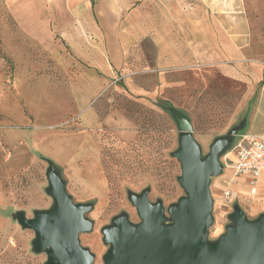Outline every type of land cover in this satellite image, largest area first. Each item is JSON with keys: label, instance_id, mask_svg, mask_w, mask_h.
I'll list each match as a JSON object with an SVG mask.
<instances>
[{"label": "rangeland", "instance_id": "obj_1", "mask_svg": "<svg viewBox=\"0 0 264 264\" xmlns=\"http://www.w3.org/2000/svg\"><path fill=\"white\" fill-rule=\"evenodd\" d=\"M23 23L29 29L0 6V264H44L46 253L34 250V232L22 228L15 213L32 217L53 206L47 193L50 165L74 202L91 205L85 214L91 229L79 233L78 241L93 264H103L110 245L102 229L121 214L132 224L140 221L131 195L146 190L151 203H162L166 222L168 206L185 195L173 156L181 119L190 123L203 158L230 131L244 86L209 67L171 69L161 78L156 71L105 77L74 59L56 23H45L41 35L30 30L36 22ZM255 25L264 31V22ZM256 44L258 54L249 57L262 58L264 38ZM90 76L100 86L83 85L92 83ZM83 92L90 98L86 108L77 101ZM218 182V175L211 177L208 240L225 231L235 207L224 202ZM243 200L237 206L245 208Z\"/></svg>", "mask_w": 264, "mask_h": 264}, {"label": "crops", "instance_id": "obj_2", "mask_svg": "<svg viewBox=\"0 0 264 264\" xmlns=\"http://www.w3.org/2000/svg\"><path fill=\"white\" fill-rule=\"evenodd\" d=\"M0 6L8 7L18 23L36 22L30 30L39 35L45 23H56L74 59L105 77L156 71L161 78L171 69L200 72L209 67L242 82L230 125L234 140L220 162V186L221 177L231 173L237 140L264 135V53L249 57L257 54V40L264 38L255 25L264 22V0H0ZM27 12L34 19L24 17ZM88 78L92 83L83 85L100 86L95 77ZM88 92L77 99L83 107L90 100ZM259 177L253 197L248 196L247 176L233 187L232 203L245 198V208L239 207L248 218L264 213V170Z\"/></svg>", "mask_w": 264, "mask_h": 264}, {"label": "water", "instance_id": "obj_3", "mask_svg": "<svg viewBox=\"0 0 264 264\" xmlns=\"http://www.w3.org/2000/svg\"><path fill=\"white\" fill-rule=\"evenodd\" d=\"M181 122L173 156L179 162L177 181L185 195L168 206L169 222L162 203H151L146 190L131 195L140 221L132 224L121 214L102 229L103 242L110 245L103 264H264V213L248 218L235 204L225 231L207 239L212 222L209 181L221 171L218 155L233 131L215 139L202 158L190 123ZM46 178L53 206L32 217L15 213L18 224L34 232V250L46 253L44 264H93V255L78 241L79 233L91 229L92 222L85 216L91 205L72 200L52 165Z\"/></svg>", "mask_w": 264, "mask_h": 264}, {"label": "built area", "instance_id": "obj_4", "mask_svg": "<svg viewBox=\"0 0 264 264\" xmlns=\"http://www.w3.org/2000/svg\"><path fill=\"white\" fill-rule=\"evenodd\" d=\"M234 156L231 173L220 180V193L224 202L233 200V187L242 176L248 177V196H255L259 175L264 170V135H242L235 143Z\"/></svg>", "mask_w": 264, "mask_h": 264}, {"label": "trees", "instance_id": "obj_5", "mask_svg": "<svg viewBox=\"0 0 264 264\" xmlns=\"http://www.w3.org/2000/svg\"><path fill=\"white\" fill-rule=\"evenodd\" d=\"M256 48H257V44H256ZM256 53H257V51H256ZM263 53H264V51H263ZM263 53H262V57H263ZM258 54V53H257ZM178 178V177H177Z\"/></svg>", "mask_w": 264, "mask_h": 264}]
</instances>
